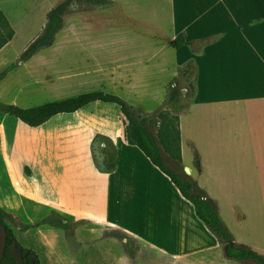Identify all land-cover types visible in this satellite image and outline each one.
<instances>
[{"label":"rangeland","instance_id":"1","mask_svg":"<svg viewBox=\"0 0 264 264\" xmlns=\"http://www.w3.org/2000/svg\"><path fill=\"white\" fill-rule=\"evenodd\" d=\"M63 1L0 0V7L16 31L12 41L0 51V101L32 107L94 90L122 92L127 96L135 92L142 99L139 105L133 107L138 114L150 120L153 133L158 131L159 112L165 110L175 117L179 116L184 160L194 166L196 154L192 140L204 153L203 173L194 169L190 173L185 171L194 192L213 197L227 231L243 243L255 245L252 248L264 255V187L261 191L255 187H250V190L243 187L246 198L238 199V206L244 209L241 225L234 218L233 203L226 197L228 187L214 186L209 182L207 172L210 161L213 163L214 159L217 164H222L223 159L231 157L208 154L209 135L239 123L193 102L199 86V65L198 68L192 67L194 73L191 76L184 72L187 61L172 70L151 68L152 71L143 74V78L135 75V89L119 91L117 87L116 78L121 75L117 71L119 59L114 56L120 45L119 38L124 39L121 44L127 47L132 43L130 38L139 41L135 42L138 46L132 52L141 55L148 50L162 49L165 34H172L170 21L162 16L148 15L150 7H156L164 0H125L124 11L148 21L135 26L119 18L106 23L98 21V13L101 16L102 12L110 11L96 8L98 2L106 0L75 2L62 15L64 27L58 32L55 43L32 58L23 60L22 53L45 27L48 12ZM159 26L166 30L165 34ZM140 31L141 34L152 33L158 37L152 49L147 47L148 42L140 40ZM167 49L172 51L171 47ZM122 86L123 89L126 87ZM119 110L115 104L94 102L77 112L56 115L38 127L0 112V209L12 216L5 220L17 239L24 246L36 250L42 264H242L235 259L230 260L233 263H228L225 250L217 245L220 243L218 237L199 220L186 223L184 237L188 241L179 240L181 249L160 257L137 238L111 223L86 215L60 216L47 205V199L45 202L38 199L39 181L47 185L50 169L65 162L70 165V160L76 156L67 198L78 206L81 203L85 207V201L91 204L85 191H94L97 171L91 163L82 159L81 154H76L77 148L84 146L89 125L99 124L97 122L104 117L113 120L120 115ZM91 152L88 154L99 160L103 167L113 162L111 143ZM162 152L171 167L184 173L180 161L171 158L165 150ZM28 184L26 194L24 188ZM45 217H64L67 227L42 223ZM26 225H29L28 230H23ZM249 262L258 264L253 260L244 263Z\"/></svg>","mask_w":264,"mask_h":264},{"label":"crops","instance_id":"2","mask_svg":"<svg viewBox=\"0 0 264 264\" xmlns=\"http://www.w3.org/2000/svg\"><path fill=\"white\" fill-rule=\"evenodd\" d=\"M123 3L125 0L98 2L97 9L110 11L102 12L101 16L98 13L97 20L106 23L119 18L134 26L148 22L129 11H124ZM143 12L145 14V10ZM148 15L162 16L170 21L172 34H165L166 30L159 26L160 31L166 35L161 51L148 50L141 55L132 52L138 46L135 42L139 41L130 38L132 43L127 47L126 44H121L124 39L119 38L120 45L114 56L119 59L120 67L117 71L121 75L116 78L117 87L119 91L133 90L136 88L133 87V81L137 78L135 75H141L140 78H143L142 75L149 74L151 68L172 70L191 58L197 59L199 86L193 102L207 110L221 113L225 119L239 123L209 135L208 154L231 157L223 159L222 164H217L214 159L213 163L210 161L207 175L209 182L214 186L228 187L226 197L235 208L234 218L243 225L244 209L238 206V199L241 201L246 198L243 187L248 190L255 187L260 191L264 187V0H164L156 7H150ZM154 25L152 22V26ZM216 32H224L226 36L210 45L204 56L195 55L187 46L174 48L171 45V42L181 35L191 39ZM138 35H141L140 40L149 43L147 47L152 49L156 45V35L141 34V31ZM5 47L6 45L3 48ZM168 47H171L172 51L168 50ZM123 74L126 76L123 77ZM123 84L126 85L124 89ZM117 94L135 106L139 105V100L142 99L141 96H136L135 92L128 94L129 96L122 92ZM97 123L99 124L89 125L85 144L80 145L76 152L97 171L94 191H85L91 204L85 201L86 206L82 207L81 203L78 206L67 198V187L70 185L72 166L77 162L76 156L70 160V165L65 162L60 163L63 167L59 164L50 169L47 185L39 181L36 192L38 199L43 202L47 199V205L61 216L86 215L111 223L137 238L155 251L157 256L174 254L181 249L179 240L188 241L184 237L187 233L186 223L201 221L193 204L183 197L171 179L161 172L139 147L127 142L120 115L113 120L104 117ZM95 135L98 140L94 139ZM108 143H111L113 148V162L103 167L99 160L92 158L88 153L92 149L107 146ZM191 143L196 154L194 166L184 160L181 133V164L184 169L189 167L190 172L194 169L197 173H203L204 153H201L200 146L194 140ZM28 187L29 184L24 188L26 194ZM205 195L216 202L209 194ZM229 234L233 245L254 249L252 247L255 245L243 243L231 232ZM218 240L220 243L217 245L225 250L227 243L219 237ZM230 260L233 259L229 258L228 263H233ZM237 261L252 264L244 263L249 260Z\"/></svg>","mask_w":264,"mask_h":264},{"label":"trees","instance_id":"3","mask_svg":"<svg viewBox=\"0 0 264 264\" xmlns=\"http://www.w3.org/2000/svg\"><path fill=\"white\" fill-rule=\"evenodd\" d=\"M82 1L86 0H64L56 8L51 9L47 14V22L41 34L24 50L21 58L28 60L40 50L51 47L55 43L58 32L64 27L62 15L73 3ZM14 36L15 29L0 7V50ZM225 36L226 34L224 32L197 36L191 39H186L181 35L175 38L171 42V45L174 48L187 46L195 55L204 56L207 54V48L210 45L219 42ZM194 66L198 68V62L195 58H191L185 64V74L191 76L194 73L192 70ZM4 74L5 71H3L2 75ZM181 94H183L182 91ZM94 102L111 103L120 108V116L124 124L127 142L139 147L150 161L171 179L183 197L193 204L197 217L217 237L227 243L225 254L228 258L235 260H253L258 264H264V255L260 254L257 250L248 247H237L231 243L232 237L223 225L214 201L205 194L195 193L193 184L187 177L185 170L182 173L171 167L165 161L162 150H165L171 158L182 162L179 116L175 117L165 110L159 112V127L155 134L149 126L150 120L147 117L138 114L133 105L128 103L122 96L104 90L83 92L32 107H20L16 104L0 101V112L14 116L29 126L38 127L56 115L77 112ZM5 218H12V216L7 211L0 209V220L4 223L8 233L7 246L0 264H42L38 252L30 247L24 246L17 239ZM46 222L57 223L64 228L67 227V224L64 222V217L60 219L45 217L42 223ZM28 228L29 225H26L23 227V230H28Z\"/></svg>","mask_w":264,"mask_h":264},{"label":"water","instance_id":"4","mask_svg":"<svg viewBox=\"0 0 264 264\" xmlns=\"http://www.w3.org/2000/svg\"><path fill=\"white\" fill-rule=\"evenodd\" d=\"M185 171L187 173H190V168L185 167ZM7 237H8L7 229L4 223L0 220V261L4 255L7 246Z\"/></svg>","mask_w":264,"mask_h":264}]
</instances>
